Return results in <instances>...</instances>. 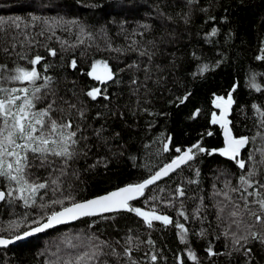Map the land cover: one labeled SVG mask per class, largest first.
<instances>
[{
  "label": "trees",
  "instance_id": "trees-1",
  "mask_svg": "<svg viewBox=\"0 0 264 264\" xmlns=\"http://www.w3.org/2000/svg\"><path fill=\"white\" fill-rule=\"evenodd\" d=\"M157 4L172 17L171 20L159 14ZM185 13L190 14L189 23L182 19ZM32 15L42 20L77 21L80 27L93 35L95 39L86 40L84 45L69 47L65 44L62 48L61 41L76 43L79 32L77 25L62 23L55 28V37L47 39L36 36L39 43L35 47L17 51L46 57L45 63L52 65L47 74L58 81V88L62 92L74 89L80 99L86 101L87 115L93 126L104 124L108 128L106 135L120 133L118 138L114 137L109 141L111 151L104 147H94L89 159H82L77 165L81 177L76 182L74 191L77 201H85L142 181L150 174L146 166H152V170H156V167L177 155L174 151L176 147L184 150L198 141L210 150L224 147L219 125L211 123L212 113L218 112L213 103L218 96L227 98L230 92L233 96L234 103L228 119L232 122L230 127L234 136L251 137L259 130V117L252 106L257 105L264 110V62L256 59L260 49L264 47V0H196L192 4H187L186 0H0V18L11 20L21 17L30 21ZM34 23L35 27L30 26L28 32L36 35L43 31L45 37L50 35L47 25L40 21ZM140 24L151 25V29L143 37L136 36L135 39L149 50L155 51L149 67L154 76L162 78L159 84L149 82L150 103L144 107L153 115L140 111L133 115L131 111L135 97L130 93L129 82L134 75L143 80L144 73L127 65L136 61L143 68L147 58L139 56L136 51L121 54L106 50V41L109 39L113 47L125 48L128 43L125 37L130 32L144 31L139 27ZM213 28L217 29L216 36L211 35ZM149 40H154L155 45L148 44ZM88 44L92 46L88 47ZM48 48L57 49V57L48 56ZM0 58L5 63L11 64L15 60L21 66L30 67L26 61L19 60L15 52L11 58ZM72 59H76L77 69L70 67ZM100 60L107 61L113 71L118 73L121 81L119 84H102L87 75L92 63ZM204 64L209 66V71L200 74L199 69ZM157 65L160 66L159 69ZM37 68L43 72L41 66L38 65ZM253 75L255 82L261 86L259 92L250 86ZM234 86L235 91H232ZM93 87H99L102 91L107 89L113 95V101L110 103L102 97L91 101L84 93ZM188 93H191L188 100L180 104L177 97ZM117 105L120 106V111L125 112L123 119L110 114L116 111ZM125 105H128L127 110ZM197 110L199 115L193 118ZM97 112L102 114L99 120L94 119ZM208 132L213 135L208 136ZM168 136L172 138L173 150L163 153L160 141ZM259 146L260 141L257 139L255 146H249L242 152V158L247 160L248 151ZM97 157H107L108 166L89 169L88 165L94 163ZM191 163L192 168L185 167L179 175L173 173L171 177L158 182L159 187L164 189L163 192L156 185L146 190V197L158 195L160 200L149 199L145 204V198L141 197L132 204L144 210L155 207L158 213L185 223L190 229L192 250L203 264H212L205 248L208 241L213 240V236L201 239L191 235V232H199L202 227H208L209 221L215 223L213 205L218 198L211 197L213 185L223 187V181L229 175L235 184L241 170L233 161L218 153L200 154ZM196 169L200 171L199 185L187 184V180L197 179L194 175ZM178 184H183L187 189L184 208L189 214V221H184L177 215L179 200L172 202L175 205L173 207L161 202L169 199V193ZM6 186L7 181L0 180V190H4ZM201 196L204 197L205 204L201 215L207 217L204 221L191 218ZM50 198L60 197L58 193L54 195L49 190L44 194V199L38 200L37 205L31 208H25L18 200L0 202V224H7L24 214H28L31 220L59 210L61 206L51 204ZM41 204L46 206L41 208ZM93 219L99 223L94 228H89ZM129 228L138 229L141 239L150 237L155 241V249L147 244L142 245V249L155 251L166 258L159 259L158 264H176L175 257L186 252V246L180 243L175 227L170 225L165 228L160 222H154V228L148 229L134 214L121 213L115 221H104L99 217L85 218L1 249L0 264H47L60 241L85 232H97L102 239L113 242L121 240L123 243L122 238ZM0 235L7 237L8 233L0 232ZM213 243L217 249L222 250V241L213 240ZM143 251L137 253L141 258ZM184 259L186 264H192L186 255ZM215 259L216 264H223L226 258ZM255 264H264V251H258Z\"/></svg>",
  "mask_w": 264,
  "mask_h": 264
},
{
  "label": "snow or ice",
  "instance_id": "snow-or-ice-1",
  "mask_svg": "<svg viewBox=\"0 0 264 264\" xmlns=\"http://www.w3.org/2000/svg\"><path fill=\"white\" fill-rule=\"evenodd\" d=\"M186 2L192 4L196 0H186ZM157 8L161 16L172 19L159 4ZM182 19L185 23H189L190 14L185 13ZM36 21L47 25L50 31L49 36L45 37L43 31L36 35L28 32L30 26L35 27ZM62 23L77 25L79 28L76 43L69 44L66 40L61 41L62 48L65 44L69 47H77L84 45L86 40L95 39L84 27H80L77 21L42 20L35 15L31 16L30 21H25L21 17L11 20L0 18V57L11 58L15 52L19 60L26 61L30 66H21L15 60L11 64L5 63L0 58V180L7 181L5 189L0 190V202L18 200L25 208H31L37 205L38 200L42 201L44 194L50 190L54 195L58 193L60 197L50 198L51 204L61 206L59 210L52 211L42 218L30 220L29 215L24 214L16 220L8 221L7 224H0V232L8 233L7 237L0 235V248H7L39 233H45L49 229L77 220L99 217L100 220L115 221L121 213H132L140 218L148 229L154 228V222H160L165 228L171 225L178 230V239L186 246V252L175 257L176 264H186L184 255L192 264H203L201 258L190 246V229L185 226V223L179 219L173 220L169 215L158 213L155 207L151 210L136 207L132 201L141 197L145 198V204L149 199L160 200L158 195L146 197V190L156 185L159 191L163 192L164 189L159 187V181L171 177L173 173L179 175L185 167L192 168L191 162L196 161L200 154L218 153L233 161L241 172L235 184L232 183L229 175L223 181V187L217 188L215 184L213 185L214 191L211 197L218 198L213 205L215 223L209 221L208 227H202L199 232H191V235L201 239H207L212 235L213 240L222 241V250L217 249L213 240L208 241L205 252L212 260V264H216L215 258L219 257L226 258L223 264H255L258 251H264V110L253 105L259 117V130L251 137H237L233 135L230 127L232 122L228 119L234 103L233 96L231 92L227 98L218 96L213 103L219 110V115L213 112L211 123L219 125L223 130L224 147L210 150L203 147L199 141L186 150L176 147L174 151L177 155L170 157L167 163L156 167V170L153 171L152 166H146L150 174L141 182L129 184L97 198L77 201L74 191L76 182L81 178L77 165L82 159H89L94 147H104L111 151L112 146L109 141L114 137L118 138L120 133L106 135L108 128L104 124L98 127L93 126L87 115L86 101L80 99L74 89H66L62 92L58 88V81L47 74L52 65L45 63L46 57L17 51V49L35 47L39 43L36 36L47 39L55 37V28ZM139 27L144 31L130 32L125 37L128 41L125 48L113 47L109 39L106 41V50L121 54L136 51L139 56L147 58L143 68L140 62L136 61L127 65L144 73L143 80L134 75L129 82L130 93L135 97L131 111L133 115L137 111L153 115L147 107H144L145 104L150 103L149 82L159 84L162 78L154 76L149 67L155 51L149 50L141 44V41L135 39L136 36L143 37L145 32L151 29V25L140 24ZM211 35L216 36L217 29L213 28ZM147 43L155 45L154 40H149ZM91 46L88 44V47ZM47 52L51 57L58 55L55 48H48ZM256 59L264 62V47L260 49ZM38 65L43 72L38 70ZM70 67L77 69L76 59L71 60ZM156 67L159 69L160 66ZM207 71H209L207 64L199 69L200 74ZM87 75L102 84L121 82L118 73L103 60L94 61ZM9 84L22 86H6ZM250 86L258 92L261 91V86L255 82V75L252 77ZM232 91H235V86ZM84 95L91 101H96L100 97L110 103L113 101V95L109 94L107 89L102 91L99 87L90 88ZM190 95L191 93H188L177 99L180 104H184ZM124 107L128 109V105ZM119 108L120 106L117 105L116 111L110 114L118 115L123 119L125 112L120 111ZM101 115L97 112L94 119L99 120ZM197 115L199 110L193 114V118ZM207 135L211 136L213 133L208 132ZM257 139L260 141V146L249 150L247 160L243 159L242 152L249 146H255ZM160 143L163 144L161 149L163 153L173 150L170 136L165 137ZM98 166L106 168L108 158L97 157L94 163L88 165L89 169H95ZM194 175L197 179L187 180V184L199 185V169L195 170ZM186 195V187L178 184L169 193V199L161 202L168 207H173L175 205L172 202L179 200L177 215L184 221H189V214L184 208ZM198 199L199 204L191 213V218L204 221L207 219L201 215L205 207L204 197L201 196ZM45 206L40 205L41 208ZM97 223L99 221L93 219L89 228H94ZM140 237L139 230L131 228L122 238L123 243L121 240L113 242L102 239L97 232L81 233L60 241L52 251L47 264H158L159 259H166L155 251H143L144 244L155 249V241L150 237L146 240ZM142 251L143 258L137 255Z\"/></svg>",
  "mask_w": 264,
  "mask_h": 264
},
{
  "label": "water",
  "instance_id": "water-1",
  "mask_svg": "<svg viewBox=\"0 0 264 264\" xmlns=\"http://www.w3.org/2000/svg\"><path fill=\"white\" fill-rule=\"evenodd\" d=\"M215 108V107H214ZM216 109V108H215ZM217 115H219V110L217 109ZM220 134H221V137H222V140H223V143H224V136H223V130L220 128ZM187 149V147L184 149V150H186ZM166 178H168V177H166ZM166 178H164L163 180H165ZM162 181V180H161ZM141 182V181H140ZM160 182V181H159ZM139 183V182H138ZM127 186V185H126ZM124 187V186H123ZM120 188H122V187H120ZM117 189H119V188H117ZM117 189H114V190H117ZM114 190H112V191H114ZM109 192H111V191H109ZM108 192V193H109ZM105 194H107V193H105ZM105 194H103V195H105ZM99 196H102V195H99ZM99 196H96V197H93V198H97V197H99ZM93 198H90V199H93ZM89 200V199H88ZM136 201V200H135ZM135 201H132V203L133 202H135ZM77 221H79V220H77ZM77 221H74V222H71V223H68V224H64V225H59V226H57V227H61V226H66V225H70V224H73V223H75V222H77ZM35 227V226H34ZM57 227H55V228H57ZM54 229V228H53ZM49 230H52V229H49ZM49 230H47V231H49ZM39 234H42V233H39ZM39 234H37V235H39ZM36 236V235H35ZM34 237V236H33ZM21 242V241H20ZM18 243V242H17ZM16 244V243H15ZM9 246H11V245H9ZM8 246V247H9ZM7 247V248H8ZM1 249H6V248H0V250Z\"/></svg>",
  "mask_w": 264,
  "mask_h": 264
},
{
  "label": "rangeland",
  "instance_id": "rangeland-1",
  "mask_svg": "<svg viewBox=\"0 0 264 264\" xmlns=\"http://www.w3.org/2000/svg\"><path fill=\"white\" fill-rule=\"evenodd\" d=\"M99 82V81H98ZM100 83V82H99Z\"/></svg>",
  "mask_w": 264,
  "mask_h": 264
}]
</instances>
